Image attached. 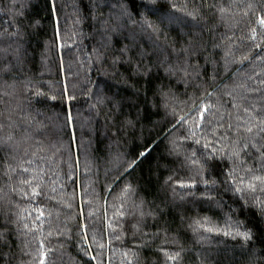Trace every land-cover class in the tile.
I'll list each match as a JSON object with an SVG mask.
<instances>
[{"label": "trees", "instance_id": "16d2710c", "mask_svg": "<svg viewBox=\"0 0 264 264\" xmlns=\"http://www.w3.org/2000/svg\"><path fill=\"white\" fill-rule=\"evenodd\" d=\"M262 16L264 0H0V264H174L161 249L175 264H264V192L245 205L226 175H264V161L249 147L244 164L190 162L264 105L239 87L264 88ZM229 49L249 59L225 68ZM202 101L195 144L201 128L176 121Z\"/></svg>", "mask_w": 264, "mask_h": 264}, {"label": "snow or ice", "instance_id": "6c2138e0", "mask_svg": "<svg viewBox=\"0 0 264 264\" xmlns=\"http://www.w3.org/2000/svg\"><path fill=\"white\" fill-rule=\"evenodd\" d=\"M226 9H221V12H224ZM189 15H193V18L195 19L194 14L190 13ZM147 23V21H145ZM260 24L264 25V16L260 17ZM149 27H152L151 24H148ZM155 31V29H154ZM252 40L256 39V33L255 30H253V34L251 36ZM194 45L192 44L191 41L188 42V46L182 48L180 51L183 52L184 58H183V63L185 67L183 68H177V70L182 71L185 76L189 75L188 67H187V57L190 54V50L193 49ZM256 48H260V44L255 45ZM175 51V50H174ZM229 57H234V53L231 52V50H226L224 52V65L225 68L231 63H243V61L248 60L249 57L247 54L242 55L239 60L236 59H229ZM257 59L264 61V51H261L257 54ZM180 56L179 52H177V63L179 65L180 63ZM139 71V69H137ZM250 79H255L254 77H250ZM258 85H264V79L257 81ZM239 87L245 88L247 92L252 93L255 92L257 93V96L255 97L257 100H264V88L262 87H255V88H247L245 84L239 85ZM37 95H41L40 93H37ZM165 97H167V94H164ZM209 96L213 95V93H208ZM165 107H168V104L165 103ZM211 105L206 102L202 101L201 104L195 109V115H192L191 113L188 116H179L178 120L176 123H179L181 125L183 124H188L189 125V134L190 136H197V128H201V126L205 123V113H209V117L212 115V113L209 112ZM233 107H237V105L234 103ZM264 105H257V104H252L251 109L249 107H244L243 111L248 114V119L243 120V123L240 125H237L236 130L234 132V135L236 136V139L232 140L231 145L228 144H223L221 143L219 147L216 146V143H213L212 141H208L202 144V148L207 149L208 151L202 152L199 157L196 156L195 150L192 151V158H190V162L192 165H199L198 172L202 174L204 167L207 166V163L213 159L220 158L218 154L221 156L225 153H227V158L229 160H232L234 164H244L245 161L243 159L242 153H245L248 151L249 147L252 149H255V151L258 153V157L260 160L264 161ZM173 108V112H174ZM70 119V117H69ZM229 129L232 128L231 125L228 126ZM241 128L243 129L244 132L246 133H254L255 132V138L247 143H240L239 139V133ZM215 131V130H213ZM200 138L195 139L193 142L195 144H201V139H204L207 141V137L203 136V130L201 128ZM225 139H231V137H228L227 133H224L221 137L220 140H225ZM219 141H217L218 143ZM211 144V147H210ZM230 149V150H229ZM173 151L177 150V146L174 144L173 145ZM249 155L251 153H248ZM201 160L204 161L203 164H201ZM131 166V165H129ZM25 172L28 171L27 168L24 169ZM245 172L251 173L250 178L247 180L243 175H237L236 174V169L235 167L226 173V175L230 178V183L232 185V190L236 193L241 194V199L244 200V204L247 205V200L244 199L243 193L245 191H251L255 193L257 191V182H259V191L264 192V175H257L253 172V169L251 167H247L244 169ZM239 181V183L237 182ZM25 183H31V181H24ZM207 183V181H205ZM242 185V186H241ZM182 187L184 185H181ZM39 186H34L32 188L31 195L33 196H40L42 193L37 190ZM130 187V186H128ZM190 187H195V182L193 181L190 185ZM128 188H125V192H127ZM25 195H28V193H25ZM211 199V197H209ZM255 204L258 207V209L262 212H264V200H261L259 197L255 198ZM43 215V213H41ZM111 227V225H109ZM86 230V226H85ZM208 231H213L212 228H208ZM86 234V231H85ZM225 235H228V232L224 233ZM236 234L239 235L245 242L249 241L252 239V234L251 231L248 229H245L244 231H239L237 229ZM103 247V245H101ZM163 252L164 256L166 257L167 261H172L175 262L179 260L180 257V252H169L165 251L164 249H161ZM46 255V254H45ZM93 260H95V257H92ZM41 264H43V260L41 261Z\"/></svg>", "mask_w": 264, "mask_h": 264}]
</instances>
